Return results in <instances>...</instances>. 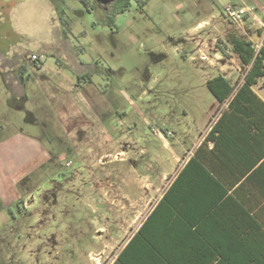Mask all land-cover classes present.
<instances>
[{"label": "rangeland", "instance_id": "374dc122", "mask_svg": "<svg viewBox=\"0 0 264 264\" xmlns=\"http://www.w3.org/2000/svg\"><path fill=\"white\" fill-rule=\"evenodd\" d=\"M113 3L0 0L1 50L42 55L48 73L83 87L101 123L69 133L85 120L59 102L62 120L34 83L25 108L12 107L0 76V131L36 139L50 155L19 192L0 170V264H110L225 109L206 82H243L227 34L262 42L264 0H133L108 24ZM228 6L249 14L234 24ZM255 91L264 99L263 81Z\"/></svg>", "mask_w": 264, "mask_h": 264}, {"label": "trees", "instance_id": "16d2710c", "mask_svg": "<svg viewBox=\"0 0 264 264\" xmlns=\"http://www.w3.org/2000/svg\"><path fill=\"white\" fill-rule=\"evenodd\" d=\"M132 1L114 0L107 23L114 24ZM145 5L146 1H138V6ZM226 43L245 72L243 82L235 88L225 75L206 82L227 108L139 228V239L159 255L158 264H264V204H249L264 198V100L255 91L264 82V35L259 48L236 31L227 34ZM221 51L228 55L226 46ZM224 198L223 204H217ZM207 200L202 222H184L190 214L183 205ZM176 212L180 219H174ZM182 234L185 248L200 252L175 260L161 256L158 242L163 237L179 241Z\"/></svg>", "mask_w": 264, "mask_h": 264}, {"label": "crops", "instance_id": "0c3cea01", "mask_svg": "<svg viewBox=\"0 0 264 264\" xmlns=\"http://www.w3.org/2000/svg\"><path fill=\"white\" fill-rule=\"evenodd\" d=\"M258 31L262 32L261 36H259ZM263 35H264V30L257 28V36L260 37V40L263 39ZM261 43H260V46H261ZM255 46L257 48L260 47L256 44ZM200 50H203V49H200ZM198 52H200L201 54L202 51H196V54ZM217 55H220L219 56L220 58L226 57L222 53H218ZM43 69H44L45 75H44V78L40 80L41 92L46 97L47 101L50 104V107L53 108L54 111L60 115L58 109L55 107L60 102L64 106L69 107L68 110L65 111L68 114L72 115V116H69V118L81 117L82 119L85 120L86 125L84 126L87 127V129L77 128L76 130L74 129V131L70 132L69 128L67 129V127L65 126L67 131L72 134L77 133L78 136L80 137H82L85 134L88 135V132L92 129L94 132L95 128H97L95 126H99V124L101 123L99 122V118H97V113L94 110H91L92 109L91 106L86 102L85 98L81 95V92L83 91V87H81L80 85L74 84V82L71 81L62 72H60L59 69L57 72L51 71V73H48L46 70L45 64L43 65ZM74 98H79V99H76L77 100L76 103L72 104ZM63 100H66L67 102L65 103L63 102ZM78 108H80V111L77 113L76 110H78ZM225 108H227V105ZM62 114L60 115L62 120H63V117L64 119H66V116L64 115V113ZM217 118H215V121L217 120ZM212 125L210 126V129ZM202 141L200 142V144L202 143ZM40 144H41L40 141H37L36 139L34 140L31 137L29 138L21 134H16L11 137H6V135H3V130L0 131V164H3L6 161L11 162L6 170L4 169V167H1L2 165H0V170L3 169V173H5V175L7 176L9 180L13 178L12 185L17 186L18 192H19L20 187L26 189V187L28 186L26 184L27 180L29 179L31 174L34 172V170L37 167L41 166L44 161L50 158L49 152L45 151V148ZM27 146H29L28 149L33 148L34 150L29 152V150L27 149ZM198 146L195 148V150L198 148ZM9 149H10V152H9ZM42 150L45 152V155L42 153ZM194 151L191 153L189 158L183 163L182 167L176 173L170 185L167 187V189L162 194L160 199L155 203V205L153 206L151 211L148 213V215L142 220L140 226L133 233L131 238L125 243V245L121 248V250L116 254V256L114 257V259L111 261L110 264H158V260L156 259L158 258L157 256L159 255H157L155 252L151 253L147 249L148 246L146 245V243L139 239V228L145 223V221L148 219V217L153 212L155 207L158 205L157 203L163 198V195L170 188L172 183L176 180V178L178 177L182 169L187 165L190 158L194 155ZM204 183L206 182L204 181ZM224 200L225 198L222 199L217 204H223ZM15 201L16 202L25 201V199H21V197H19ZM209 203L210 202H208L207 200L206 204L183 205L185 208L188 209L187 212H189L190 214V218L187 216L186 217L184 216V222L189 221V220H194L195 223H198V221L199 223L202 222V219L206 218V212H205L204 206H207ZM231 204H233V202ZM249 204H264V198H259L256 203L251 202ZM190 206H193L197 209L188 208ZM178 214L179 212H176L174 214V219H177V218L180 219ZM180 236L182 237L179 241H176V240L170 241V240H167V238L163 237L164 240H161L162 241L161 243L158 242V246L160 247V255L167 257V260L168 259L175 260V258H182V257L185 258L187 255L192 254L194 251H197V253L200 252L201 250L200 248L198 249L187 248L186 249L185 242H187V240L185 239L183 234Z\"/></svg>", "mask_w": 264, "mask_h": 264}, {"label": "flooded vegetation", "instance_id": "af4514ba", "mask_svg": "<svg viewBox=\"0 0 264 264\" xmlns=\"http://www.w3.org/2000/svg\"><path fill=\"white\" fill-rule=\"evenodd\" d=\"M3 9V7H2ZM0 48V76H2L9 93L12 95V107L25 108L28 100L27 87L34 83L41 91L40 80L44 78L42 55L14 50L7 46ZM36 55V59L33 56ZM41 93V92H40ZM26 207L25 201H18ZM21 207V209H22ZM23 210V209H22Z\"/></svg>", "mask_w": 264, "mask_h": 264}, {"label": "built area", "instance_id": "2783aa9c", "mask_svg": "<svg viewBox=\"0 0 264 264\" xmlns=\"http://www.w3.org/2000/svg\"><path fill=\"white\" fill-rule=\"evenodd\" d=\"M226 14L232 23L239 24L249 14V10L245 8L236 9L235 7L228 6L226 8ZM33 58L36 59V55Z\"/></svg>", "mask_w": 264, "mask_h": 264}]
</instances>
